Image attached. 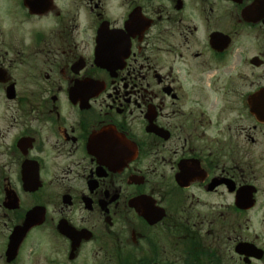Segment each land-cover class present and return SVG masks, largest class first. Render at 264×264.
Segmentation results:
<instances>
[{
  "label": "flooded vegetation",
  "instance_id": "1",
  "mask_svg": "<svg viewBox=\"0 0 264 264\" xmlns=\"http://www.w3.org/2000/svg\"><path fill=\"white\" fill-rule=\"evenodd\" d=\"M0 264H264V0H0Z\"/></svg>",
  "mask_w": 264,
  "mask_h": 264
}]
</instances>
